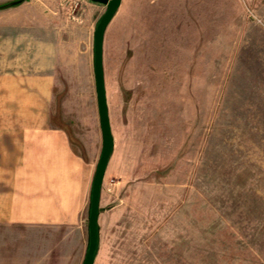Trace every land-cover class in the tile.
I'll return each mask as SVG.
<instances>
[{
	"label": "rangeland",
	"instance_id": "obj_1",
	"mask_svg": "<svg viewBox=\"0 0 264 264\" xmlns=\"http://www.w3.org/2000/svg\"><path fill=\"white\" fill-rule=\"evenodd\" d=\"M105 10L0 0L1 130L45 118L80 132L74 148L91 156L85 57ZM103 39L115 145L94 264H264V0H121ZM58 55L64 66L36 72ZM37 241L53 261L77 264L78 232L53 228Z\"/></svg>",
	"mask_w": 264,
	"mask_h": 264
},
{
	"label": "crops",
	"instance_id": "obj_2",
	"mask_svg": "<svg viewBox=\"0 0 264 264\" xmlns=\"http://www.w3.org/2000/svg\"><path fill=\"white\" fill-rule=\"evenodd\" d=\"M86 51L87 63L94 69L90 43ZM63 56L58 55L56 62L52 58L51 67L64 66ZM35 70L38 73L55 71L54 68ZM39 81V88L49 90L53 87L52 80H48L47 76ZM44 96L46 101L49 100L46 93ZM94 111L93 147L88 157L82 155L77 147L76 150L74 148V144L80 147L78 142L75 143L77 139L82 140L80 132L78 136L72 135L74 131L70 132L63 125H48L45 118L28 127L0 129V157L3 154L5 160L4 164L3 158H0V233L12 234L10 240H0V253H3L4 246L7 251L10 250L8 256L0 255V264H59L53 261L52 246L43 244L41 249L37 241L53 228L80 234L82 247L76 261L82 264L86 237L89 238L91 185L102 144L97 96ZM114 145L113 137V148ZM110 157L103 180L109 169ZM100 202L101 189L99 212Z\"/></svg>",
	"mask_w": 264,
	"mask_h": 264
},
{
	"label": "water",
	"instance_id": "obj_3",
	"mask_svg": "<svg viewBox=\"0 0 264 264\" xmlns=\"http://www.w3.org/2000/svg\"><path fill=\"white\" fill-rule=\"evenodd\" d=\"M106 6L105 12L99 18L93 32V64L98 113L101 126L102 147L100 156L93 175L90 195V207L88 217V245L82 264H94L98 249V212L100 189L103 181L106 165L113 150V136L110 129V120L106 101V90L102 66V47L104 32L112 17L120 6L121 0H90Z\"/></svg>",
	"mask_w": 264,
	"mask_h": 264
},
{
	"label": "trees",
	"instance_id": "obj_4",
	"mask_svg": "<svg viewBox=\"0 0 264 264\" xmlns=\"http://www.w3.org/2000/svg\"><path fill=\"white\" fill-rule=\"evenodd\" d=\"M14 3H16V2H14Z\"/></svg>",
	"mask_w": 264,
	"mask_h": 264
}]
</instances>
